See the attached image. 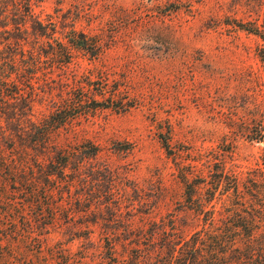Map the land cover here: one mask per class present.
Here are the masks:
<instances>
[{"label": "rangeland", "instance_id": "1", "mask_svg": "<svg viewBox=\"0 0 264 264\" xmlns=\"http://www.w3.org/2000/svg\"><path fill=\"white\" fill-rule=\"evenodd\" d=\"M32 9L45 24L74 26L104 43L97 59L73 51L66 67L41 71L34 80V119H45L78 86L100 102L119 92L118 100L86 108L56 130L53 145H97L101 152L88 165L113 171L121 211L111 218L105 205L80 210L74 201L80 178L71 190L66 180H57L43 203V221L51 224L46 236L32 234L0 264H100L106 237L124 238L119 230H106V223L132 221L148 229L151 222L172 221L189 237L222 241L234 210L238 221L254 223L256 239L264 236L263 42L236 28L237 21L262 23L264 0H36ZM185 167L193 193L188 212L182 211L179 174ZM15 202L19 214L1 220L6 231L23 232L36 209L24 207L20 196ZM242 229H235V244L222 257L244 254ZM118 251L124 254L121 246Z\"/></svg>", "mask_w": 264, "mask_h": 264}, {"label": "trees", "instance_id": "2", "mask_svg": "<svg viewBox=\"0 0 264 264\" xmlns=\"http://www.w3.org/2000/svg\"><path fill=\"white\" fill-rule=\"evenodd\" d=\"M35 1L0 0V259L5 262L16 252L15 246L28 242L32 234L40 238L46 236L51 224L43 221L46 219L43 208L47 206L43 203L53 194L57 180H66L67 190H71L73 179L76 176L80 178V187L74 198L80 210L89 211L92 207L105 205L111 218L121 211L119 200L114 194L116 180L113 171L107 166L88 165L89 161H96L101 152L97 145L87 141L71 150L53 145L56 130L84 114V111H88L86 108L94 111L105 101L111 103L118 100L119 92L100 102L88 97L78 86L67 91L69 97L55 103L49 116L40 122L34 119L33 107L37 96L34 80L43 76L41 71L66 67L72 61L73 51L97 59L105 50L104 43L100 36L87 35L74 26L58 29L56 24L41 22L33 14ZM236 24V28L263 42L258 55L264 64V21H237ZM78 91L82 92L79 98ZM61 93L62 90L59 96H62ZM101 96L105 95L101 93ZM164 147L172 154L167 143ZM131 148V144H127L124 150L130 151ZM187 168L180 169L179 173L184 185V212L192 210L191 172ZM68 170L71 174L67 173ZM220 178L230 183L228 176L221 175ZM230 190L235 195L238 189L233 187ZM101 194L106 196L105 201L101 200ZM17 196L23 200L24 207L34 208L36 212L33 220L27 221L29 226L23 232L17 228V231L8 232L1 216L13 214L11 217H14L19 214L20 209L15 207ZM200 208L203 209V205ZM233 213L235 218L222 241L214 235L209 239L189 237L187 232L177 230L172 221H154L149 223L148 229H138L132 221L111 225L106 223V230H119L123 232L124 238L106 237L107 251L101 253L99 263L264 264V236L256 239L254 234H257V227L254 223L248 220L240 222V215L234 210ZM33 222L38 231H35ZM237 227L243 228L247 234L243 242L244 254H235L226 259L222 256H225L227 249L233 248L235 243L232 234H235ZM87 228L90 227L85 226ZM79 230L84 231L81 227ZM210 240L211 245L208 244ZM118 246L124 249L123 255L119 254ZM232 252L239 251L234 249ZM126 253L129 255L125 256Z\"/></svg>", "mask_w": 264, "mask_h": 264}]
</instances>
